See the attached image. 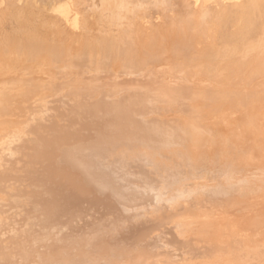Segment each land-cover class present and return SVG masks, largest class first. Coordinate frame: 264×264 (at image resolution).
Masks as SVG:
<instances>
[{"label":"bare ground","instance_id":"obj_1","mask_svg":"<svg viewBox=\"0 0 264 264\" xmlns=\"http://www.w3.org/2000/svg\"><path fill=\"white\" fill-rule=\"evenodd\" d=\"M0 6V264H264V0Z\"/></svg>","mask_w":264,"mask_h":264},{"label":"rangeland","instance_id":"obj_2","mask_svg":"<svg viewBox=\"0 0 264 264\" xmlns=\"http://www.w3.org/2000/svg\"><path fill=\"white\" fill-rule=\"evenodd\" d=\"M1 7V6H0ZM101 82H103V81H101ZM249 89H247L246 91H248Z\"/></svg>","mask_w":264,"mask_h":264}]
</instances>
